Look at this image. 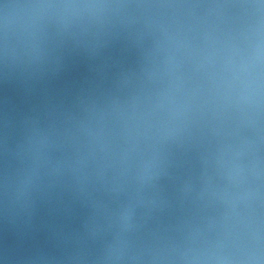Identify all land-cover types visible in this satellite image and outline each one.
<instances>
[{
  "label": "water",
  "instance_id": "95a60500",
  "mask_svg": "<svg viewBox=\"0 0 264 264\" xmlns=\"http://www.w3.org/2000/svg\"><path fill=\"white\" fill-rule=\"evenodd\" d=\"M0 264H264V0H0Z\"/></svg>",
  "mask_w": 264,
  "mask_h": 264
}]
</instances>
